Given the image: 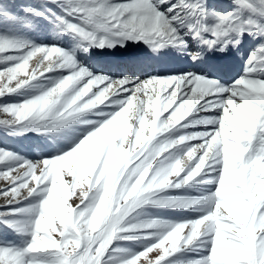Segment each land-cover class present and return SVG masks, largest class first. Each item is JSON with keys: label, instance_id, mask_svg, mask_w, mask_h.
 Masks as SVG:
<instances>
[{"label": "snow or ice", "instance_id": "obj_1", "mask_svg": "<svg viewBox=\"0 0 264 264\" xmlns=\"http://www.w3.org/2000/svg\"><path fill=\"white\" fill-rule=\"evenodd\" d=\"M42 4L25 12L51 21L52 42L0 32V100L41 79L50 86L0 102V127L48 134L88 112L102 118L84 121L92 130L54 156L33 160L0 147V228L25 237L19 245L0 241V264H140L142 257L144 264H264V0H232L223 10L208 0ZM0 12L31 23L12 17L7 4ZM64 36L71 48L57 42ZM246 37L260 41L231 84L199 71L108 75L78 59L131 42L195 63ZM193 183L212 187L171 194ZM146 206L199 215L140 219ZM118 241L138 242V250Z\"/></svg>", "mask_w": 264, "mask_h": 264}, {"label": "rangeland", "instance_id": "obj_2", "mask_svg": "<svg viewBox=\"0 0 264 264\" xmlns=\"http://www.w3.org/2000/svg\"><path fill=\"white\" fill-rule=\"evenodd\" d=\"M214 1L218 2V0H208L210 7L214 3ZM0 4H7L9 6V12L11 13L12 17H24L26 18V20L31 21V23L17 22L12 20L9 16L5 15L3 12H0V32L2 33L20 32L28 36L32 40L36 41L37 43L52 42V40L54 39V31H53L54 25L51 23V21L43 17L28 16V14L25 12V9L27 8H38V9L42 8L43 7L42 0H0ZM47 6L51 7L55 12H59V9L55 5L49 4ZM46 36L48 38H46ZM69 38L71 37L64 36L60 38L57 42L60 44V46L68 48L67 46L68 43L65 42H69L68 40ZM137 45L138 44H133L130 42L129 49L125 50L124 52L133 53V50L136 49L135 46ZM121 53L122 52L119 48L114 49V51L113 49L111 51L108 49H104L102 51L99 49H93L91 54H88V56L86 55V57L89 58L84 57L83 53H79L78 59L86 66L90 68L91 66H94V69H96L97 67H95V61L101 60L102 56H106V54H108L111 56L113 55L112 57L115 58H123L124 54ZM38 58H39L38 56L34 57L33 60L29 62V71H31L33 68L36 67V61L38 60ZM127 63L129 64L127 67H129L131 65V62L128 60ZM92 71L103 72L105 74H108L107 69L104 68L102 65H99L96 70H92ZM49 75L54 77L58 74L53 73ZM3 82H4L3 79H0V84H2ZM50 83L51 82L46 79L38 80L34 82L35 87L21 90L20 92L12 96L3 98L2 100H0V102H8V103L19 102L25 98L35 95L37 91H39L40 89L50 86ZM164 115L167 116L168 113H164ZM3 118H4V114L0 113V119ZM101 118L102 117L94 115L92 112L91 113L88 112L82 115L79 118V120L66 125L58 132L48 133V134H37L31 131L19 134L13 132L10 129L0 127V147L11 149L16 153H19L21 156L33 160L40 159L42 156H54L70 150L72 147L75 146L76 143L79 142L80 139H82L89 131L92 130L91 126L84 123V121L99 120ZM0 187H4L3 181H0ZM211 187H212L211 185L193 183L192 185L185 187L183 189L176 190L171 194L183 195V196H197L200 194L201 190L208 189ZM75 191L78 193L79 189H76ZM69 203L72 205L78 203L75 196H73L71 192L69 193ZM2 204H4V199L0 197V205ZM138 212L140 213V217H139L140 219H146L151 217H162L173 221H178L183 219H194L199 215V212H194L191 210L175 211L171 209L155 208L151 206H146L138 210ZM24 239L25 237L17 234L16 232L10 229L0 228V241L11 242L19 245L22 244ZM117 244L121 247L130 250H138L139 247L138 242H132V241H125V242L118 241ZM148 255L149 257L154 258V253H149ZM194 255L195 253H188L187 257H191ZM144 259L145 258L143 257L141 258L140 264H144Z\"/></svg>", "mask_w": 264, "mask_h": 264}, {"label": "bare ground", "instance_id": "obj_3", "mask_svg": "<svg viewBox=\"0 0 264 264\" xmlns=\"http://www.w3.org/2000/svg\"><path fill=\"white\" fill-rule=\"evenodd\" d=\"M221 1H223V6H224V1L225 0H221ZM215 2V1H214ZM219 4H220V2H219ZM231 7H232V5H230L227 9H231ZM53 34V33H52ZM49 36V35H48ZM50 37V36H49ZM70 37V36H69ZM46 38H48L47 36H46ZM64 39V38H63ZM251 44L252 45H255L256 46V44L260 41V38L259 37H257V38H255V39H253L252 37H251ZM69 40V42H65V43H68L67 44V46H68V48H71L72 46H73V43L74 42H72L73 40L71 39V38H69L68 39ZM53 41V40H52ZM129 47H130V42L124 47V48H119L120 50H121V54H124V59L125 60H127V56L129 55L127 52L125 53L124 51L125 50H127V49H129ZM136 47V49L138 48V47H144V48H146V46L143 44V43H140V44H138L137 46H135ZM135 49V50H136ZM240 49H241V45H239L238 47H229L228 48V50H230V52H232V54L234 55V53L235 52H237V53H239L240 52ZM95 51V50H94ZM102 51V50H101ZM111 51V50H110ZM113 51H114V49H113ZM149 51V49L147 48V49H144L143 51H136L134 54H137V53H142V54H144V55H146L147 54V52ZM170 53H168V52H164V54H162V56H165V57H167L166 59H168L169 57H171V54L172 55H174L175 56V59L177 60V62H178V64H174V63H165V65H163L161 62H158L157 63V68H156V72H158L159 74H161V75H164V74H168V73H170V72H178V71H187V67H188V63H189V61L191 60L188 56H185V55H182L181 53H178V52H176L174 49H170ZM101 53V52H100ZM99 53V54H100ZM91 54V53H90ZM103 55V54H102ZM153 55H155V54H153ZM83 56L84 57H86V55H84L83 54ZM88 56V55H87ZM92 56V55H91ZM96 56V55H95ZM113 56V55H112ZM112 56H110V55H108V54H106V56H102V58H101V60L100 61H97V62H99L100 63V65H101V62L102 61H105L102 65L103 66H107V65H109V66H107V67H109V69L111 70V68L113 67H118V68H114L113 69V72H111V74L112 75H117L116 74V72L118 71V69H120L121 67H123L122 66V62H114V60H113V58H112ZM149 55H146V57H148ZM155 56H158V55H155ZM117 57V56H116ZM130 57V56H129ZM128 57V58H129ZM133 57H136V56H133ZM234 57H235V55H234ZM86 58H89V57H86ZM97 59V58H96ZM90 60H91V58H90ZM90 60H89V62H90ZM150 61V60H149ZM192 61V60H191ZM237 61H239V60H237ZM91 62H92V60H91ZM236 62V61H235ZM149 63V62H148ZM233 63L234 62H231V63H227V64H224V65H222L221 67H222V70L220 71V73H225V72H227V71H229L230 69H232V67H233ZM98 64V63H97ZM96 64V65H97ZM91 65V64H90ZM89 65V66H90ZM94 65V64H93ZM95 65V67H97ZM129 65V64H128ZM132 65V64H131ZM135 66V65H134ZM244 67H245V62H243L242 64H241V66L239 67L240 69H242L243 71H244ZM91 69H92V66H91ZM94 69V68H93ZM198 70H199V68H197ZM123 71H124V69H123ZM142 71H139L137 74H139V73H141ZM150 88L152 87V86H149ZM173 107H175V105H173ZM154 108H156L157 110H159V104H154ZM171 111V110H170ZM91 113V112H90ZM130 123H131V121H130ZM125 143H127V142H125Z\"/></svg>", "mask_w": 264, "mask_h": 264}]
</instances>
